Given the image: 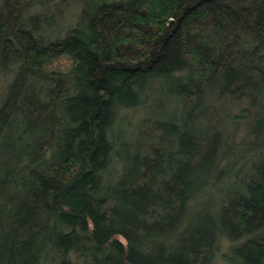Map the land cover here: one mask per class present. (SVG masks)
<instances>
[{"label": "trees", "instance_id": "obj_1", "mask_svg": "<svg viewBox=\"0 0 264 264\" xmlns=\"http://www.w3.org/2000/svg\"><path fill=\"white\" fill-rule=\"evenodd\" d=\"M43 2L0 0V264H264V0Z\"/></svg>", "mask_w": 264, "mask_h": 264}, {"label": "rangeland", "instance_id": "obj_2", "mask_svg": "<svg viewBox=\"0 0 264 264\" xmlns=\"http://www.w3.org/2000/svg\"><path fill=\"white\" fill-rule=\"evenodd\" d=\"M56 2H57V0H44V2L42 3L41 6L38 5V6L34 7L33 10H31V12H35V11L37 12L39 10V11L51 14V13H53L55 11V9L53 8L52 5L54 3H56ZM71 23H72V18L69 17L67 23H65L64 26L66 27V26H68ZM65 61L66 60L64 58H61V59L58 60V64H61V62H65Z\"/></svg>", "mask_w": 264, "mask_h": 264}]
</instances>
